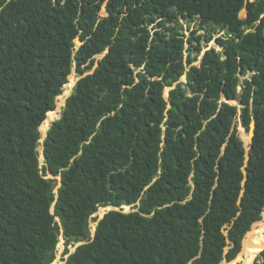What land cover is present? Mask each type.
<instances>
[{"label": "trees", "instance_id": "16d2710c", "mask_svg": "<svg viewBox=\"0 0 264 264\" xmlns=\"http://www.w3.org/2000/svg\"><path fill=\"white\" fill-rule=\"evenodd\" d=\"M246 1L0 0V264H52L61 236L63 264L238 256L264 213V0Z\"/></svg>", "mask_w": 264, "mask_h": 264}, {"label": "rangeland", "instance_id": "374dc122", "mask_svg": "<svg viewBox=\"0 0 264 264\" xmlns=\"http://www.w3.org/2000/svg\"><path fill=\"white\" fill-rule=\"evenodd\" d=\"M249 1H252V0H248V1H246V3H245V6H244V8L242 9L244 12H245V10L247 11V9H248V2ZM107 2V0H105V2H104V4H103V6H105V9H106V3ZM102 6V7H103ZM239 17V16H238ZM240 18V17H239ZM246 17H243V18H240V19H245ZM183 23H184V28H185V32H186V36L188 37L189 35H190V32H191V30H193V23H191L190 25L187 23V22H185V21H182ZM190 26V28L188 29V27ZM204 31H201L200 33H203ZM220 34H222V33H218L217 34V36L218 35H220ZM204 44H205V42H203ZM209 46H216V47H218L217 45H216V43H215V40H212L210 43H209ZM208 46V47H209ZM207 47V48H208ZM219 48V47H218ZM182 53H184V55L183 54H181L180 56H179V61L180 62H182L186 67L187 66H190V65H188V51H186V49H184L183 50V52ZM200 57H201V53H199V59H200ZM199 59H197L196 61H194V62H192V64H194V65H198L199 63H200V61H199ZM191 64V65H192ZM73 74H74V76H75V81H77L82 75L81 74H79V73H77L76 72V70H73V72H72ZM86 74V73H85ZM184 80V79H183ZM168 91H169V88H166V90H165V94H166V96H168ZM231 102V101H230ZM231 103H235V101H233V102H231ZM56 108H57V101H56ZM55 108V109H56ZM62 109H63V106L61 107V111L59 112V117H60V115H61V112H62ZM58 117V118H59ZM57 118V119H58ZM51 120V118L50 119H48V121H50ZM56 120V119H55ZM238 130H239V133H240V125L238 126ZM242 131V130H241ZM41 132H42V130H41ZM41 135H42V138H41V140H40V142L42 143L43 142V139H44V135H43V133H41ZM39 152H40V162H41V164H43V161H44V159H43V154H42V147H41V145L39 146ZM48 178H50V176H48ZM57 183V187H58V185H59V183L58 182H56ZM56 187V188H57ZM110 208V206H107V207H100L93 215H92V218H96V219H99L108 209ZM117 209H122L123 211H125V212H129V211H131L132 210V206H130V205H123V206H121V207H117ZM264 220V213H263V219L262 220H260V221H263ZM98 221V220H97ZM97 221H95V220H91L90 221V225H89V230H90V235L91 236H93V233H94V229H95V226H96V224H97ZM255 226V225H254ZM253 226V227H254ZM263 234H264V232H263ZM248 236H249V234L247 235V237H246V239H245V245L249 242V238H248ZM260 239H264V236H262V234H260V233H257V235L253 238V241L254 242H258ZM264 241V240H263ZM82 242H85V241H80V242H77V243H75V244H72V245H70L69 246V250H70V252H72L75 248H76V246L79 244V243H82ZM64 249H65V244H64V240H63V237L61 236L60 237V241H59V243H58V247H57V256H56V259L54 260V262L52 263V264H63L65 261H64V259L65 258H67V256H68V254L67 255H65L64 254ZM257 257V256H256ZM243 258V259H242ZM246 258H247V251H245V250H243V252L240 254V255H238L234 260H232L231 262L233 263V264H245V262H246ZM256 259V258H255ZM255 261V260H254ZM225 262V261H224ZM226 263H229V262H226Z\"/></svg>", "mask_w": 264, "mask_h": 264}, {"label": "bare ground", "instance_id": "6f19581e", "mask_svg": "<svg viewBox=\"0 0 264 264\" xmlns=\"http://www.w3.org/2000/svg\"><path fill=\"white\" fill-rule=\"evenodd\" d=\"M67 95V96H66ZM68 95H69V90H67V91H65L64 92V95H63V97H65V99L68 97ZM62 97V98H63ZM62 100V99H61ZM60 100V101H61ZM60 101L59 102H57V104H59L60 103ZM48 114V113H47ZM44 123V122H43ZM42 123V124H43ZM42 124H41V126H42ZM41 126H40V129H41ZM48 131V130H47ZM46 134V133H45ZM45 136V135H44ZM246 139H247V142H249L250 141V134H249V136H247L246 137ZM248 150V149H247ZM263 219V218H262ZM261 219V220H262ZM263 232H264V220L263 221H259L257 224H255V226L253 227V229L249 232V236H248V238H249V242L245 245V247H244V250L245 251H247V258H246V262H245V264H253L254 263V260H255V258H256V256H258V254L260 253V251H261V249L262 248H264V241L263 242H254L253 241V238L257 235V233H260V234H262V236H264V234H263ZM264 240V239H263ZM243 252V251H242ZM241 252V253H242ZM240 253V254H241ZM239 254V255H240ZM243 259V258H242ZM220 264H233L231 261L229 262V263H226V262H222V263H220Z\"/></svg>", "mask_w": 264, "mask_h": 264}, {"label": "water", "instance_id": "95a60500", "mask_svg": "<svg viewBox=\"0 0 264 264\" xmlns=\"http://www.w3.org/2000/svg\"><path fill=\"white\" fill-rule=\"evenodd\" d=\"M252 1H253V0H252ZM248 16H249V12H248V9H247L246 17H248ZM75 43H76L77 46H80V45L83 44V42H82V40H81L80 38H77L76 41H75ZM106 52H107V51H106ZM106 52H105V53H106ZM103 55H104V54H103ZM103 55H102V56H103ZM199 61H200V60H199ZM73 70H75V63L73 64ZM73 70H72V72H73ZM72 72L68 75V78L73 74ZM92 72H93V70H92ZM92 72H91V73H92ZM86 75H87V73H86V74L84 73V74H82L81 77H84V76H86ZM81 77H80V78H81ZM80 78H79V79H80ZM79 79H78V80H79ZM183 79L186 80V76H185V75H183V76L181 77V80H183ZM76 82H77V81H76ZM69 95H70V94H69ZM165 95H166V94H165ZM57 98H58V97H57ZM225 99H226L227 101H229L228 98L225 97ZM64 106H65V103H64ZM64 106H63V107H64ZM240 106H241V104H240ZM61 113H63V111H62ZM40 126H41V125H40ZM49 128H50V127H49ZM49 128H48V129H49ZM39 130H40V132H41L40 127H39ZM248 131L250 132V146H249V149H248V150L245 149V150H246V157H247V158L249 157L248 152H249V150H250V148H251V144H252V142H253V137H254V134H255V121H254V120L251 121V123H250V128H249ZM41 133H42V132H41ZM46 136H47V132H46L44 138H45ZM239 137H240V135H239ZM240 138H241V137H240ZM241 139H242V138H241ZM43 159H44V156H43ZM49 176H50L51 179H54V178H55V177L52 176V175H49ZM58 179H59V180H58V181H59V185H58V187H59V186L61 185L60 177H59ZM58 187H57V188H58ZM57 188H55V191H57ZM53 206H54V205H53ZM53 206H52V208H51V211H52V212L54 211ZM110 210H119V209H117L116 206H110V208H109V209H108V210H107V211H106V212H105V213H104V214L98 219V221H99L100 219H102V218L104 217V215H105L108 211H110ZM98 221H97V223H98ZM259 221H260V220H259ZM259 221H256V222H254V223L252 224L250 230L246 233L245 237L243 238V241H242V249H241L240 253L244 250V247H245V243H244V242H245V239H246L247 235H248L249 232L253 229V226H254L255 224H257ZM96 225H97V224H96ZM95 230H96V226H95L94 233H93V236H92V237L95 236ZM63 240H64V239H63ZM83 243H85V242L79 243L78 245L83 244ZM78 245H77V246H78ZM77 246H76V247H77ZM75 249H76V248H75ZM75 249H74L72 252H74ZM263 249H264V248H262L261 251H262ZM261 251H260V252H261ZM240 253H239V254H240ZM239 254H238V255H239ZM224 261H225V262H230V261H228L227 259H224V260L221 261V263L224 262Z\"/></svg>", "mask_w": 264, "mask_h": 264}, {"label": "built area", "instance_id": "2783aa9c", "mask_svg": "<svg viewBox=\"0 0 264 264\" xmlns=\"http://www.w3.org/2000/svg\"><path fill=\"white\" fill-rule=\"evenodd\" d=\"M193 29H194V22H193ZM186 31V30H185ZM186 33V32H185Z\"/></svg>", "mask_w": 264, "mask_h": 264}]
</instances>
